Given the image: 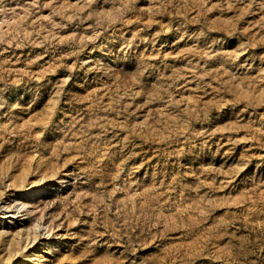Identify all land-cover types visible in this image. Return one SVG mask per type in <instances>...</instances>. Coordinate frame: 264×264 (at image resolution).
<instances>
[{
    "label": "rangeland",
    "instance_id": "374dc122",
    "mask_svg": "<svg viewBox=\"0 0 264 264\" xmlns=\"http://www.w3.org/2000/svg\"><path fill=\"white\" fill-rule=\"evenodd\" d=\"M0 264H264V0H0Z\"/></svg>",
    "mask_w": 264,
    "mask_h": 264
},
{
    "label": "bare ground",
    "instance_id": "6f19581e",
    "mask_svg": "<svg viewBox=\"0 0 264 264\" xmlns=\"http://www.w3.org/2000/svg\"><path fill=\"white\" fill-rule=\"evenodd\" d=\"M10 215V214H9ZM10 218V217H9Z\"/></svg>",
    "mask_w": 264,
    "mask_h": 264
}]
</instances>
